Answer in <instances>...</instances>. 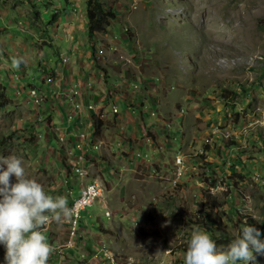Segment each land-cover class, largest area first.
Returning <instances> with one entry per match:
<instances>
[{
	"label": "rangeland",
	"instance_id": "obj_1",
	"mask_svg": "<svg viewBox=\"0 0 264 264\" xmlns=\"http://www.w3.org/2000/svg\"><path fill=\"white\" fill-rule=\"evenodd\" d=\"M37 2L10 0L23 16L30 15L26 19L36 27L44 24ZM85 3L88 27L100 6L116 15L107 28L109 34H97L95 43L104 49L118 47L114 53L120 62L131 59L129 64H139L141 75L134 80L148 76L166 86L164 94L171 105L163 110L158 104L156 118L170 121L163 130L164 140L175 145L179 141L186 149L179 148L174 155L172 190L160 189L155 176L146 178L125 201L104 194L111 218L97 199L81 211V219L97 222V233L114 248L119 264H184L193 230H206L218 248H226L249 218L257 222L254 227L264 241V0ZM39 31L36 42L52 44V35ZM101 47H96L99 53ZM45 121L0 93V156L21 158L26 175L48 192L53 179L42 164ZM146 138L158 143L153 131H147ZM179 146L183 145L172 147ZM177 155L183 156L186 169L174 182ZM5 167L0 165V170ZM154 169L155 175L158 164ZM186 179L196 184L183 192ZM11 180L15 182V177ZM209 193L222 203L218 210L211 206ZM253 255L255 260L248 264H264V255Z\"/></svg>",
	"mask_w": 264,
	"mask_h": 264
},
{
	"label": "crops",
	"instance_id": "obj_2",
	"mask_svg": "<svg viewBox=\"0 0 264 264\" xmlns=\"http://www.w3.org/2000/svg\"><path fill=\"white\" fill-rule=\"evenodd\" d=\"M37 3L40 4L37 9L43 10L44 24L37 23L36 27L26 19L29 14L25 17L10 0H0V93L46 118L42 128L47 134L42 164L45 173L53 179L48 192L65 196L69 206L85 184L93 181L105 189V195L111 193L119 201H125L146 178L157 177L154 180L161 184L159 188L170 190L174 155L179 148L186 149V144L177 141L176 145L183 146L176 148L172 147L176 146L175 141L164 140L163 130L170 121L160 120L152 113L155 110L158 114L160 106L163 110L170 107V98L163 90L166 86L161 83L160 87L156 79L143 74V78L134 80L141 73L139 64H129L127 61L131 59L120 62L116 47L104 49L95 43L97 34L105 37L109 33L98 32L90 37L85 0H38ZM38 30L47 37L52 35V44L44 38L41 40L45 43L36 42ZM96 47L106 53L101 50L99 53ZM14 57L24 58L25 63L18 69L12 67ZM139 80L142 90L133 93L130 84ZM32 88L43 97L40 104L30 95ZM77 104L81 106L78 108ZM90 105H96V110L89 109ZM115 106L118 113L113 112ZM94 117L103 123L98 133ZM81 130L88 131L85 141L94 142L95 146V150L88 146L85 151L89 171L85 182L70 167L80 153L75 149L74 139ZM147 131L155 133L159 144L146 138ZM143 136L142 141L135 142ZM71 148L76 154L69 153ZM156 164L160 171L154 175ZM178 180L175 175L174 182ZM186 180L183 192L196 184ZM96 221L102 223L99 218ZM79 226V235L72 236L68 221H53L49 225L46 232L49 243L62 249L51 255L48 264H116L108 260V255L114 256V248L105 244L104 237L97 233V222L80 219ZM100 244L105 254L101 252L95 257ZM5 252L0 244V264H6ZM59 253H65L64 258L60 259Z\"/></svg>",
	"mask_w": 264,
	"mask_h": 264
},
{
	"label": "clouds",
	"instance_id": "obj_3",
	"mask_svg": "<svg viewBox=\"0 0 264 264\" xmlns=\"http://www.w3.org/2000/svg\"><path fill=\"white\" fill-rule=\"evenodd\" d=\"M25 63L23 57L13 58L12 67ZM0 244H3L6 264H48L57 250L46 235L47 226L55 221L71 219L72 210L65 196H53L37 180L25 173L21 158L0 156ZM15 177V182L11 178ZM241 232L226 248H218L216 241L199 228L191 232L184 256V264H248L253 253L264 255V241L258 228L247 220Z\"/></svg>",
	"mask_w": 264,
	"mask_h": 264
},
{
	"label": "built area",
	"instance_id": "obj_4",
	"mask_svg": "<svg viewBox=\"0 0 264 264\" xmlns=\"http://www.w3.org/2000/svg\"><path fill=\"white\" fill-rule=\"evenodd\" d=\"M162 83L161 80H159L158 85L160 86ZM130 87L133 91V93L135 92H139L142 90V81L139 80V82H132L130 84ZM74 93H78V90H75ZM30 95L32 96V98L34 99L36 104H40L43 100V97L39 94L38 90L36 88H32L31 89V93ZM81 106V104H77V107L79 108ZM93 106V110H96V105H92ZM113 112L114 113H118L119 109L117 106H115L113 108ZM153 115H156L155 110L152 112ZM166 124L170 127V122H166ZM85 133H88V131H78L77 133H75V139H74V144H75V149H79L80 153L78 154V156L82 157V164H71L70 167L71 169L74 171V173L77 176H83V182H85V177L88 175L89 171L88 168H86V149L88 148V146H91L92 149L95 150V146H94V142L91 141H85ZM94 136V133H92V138ZM69 153L71 154H76L73 151V148H71V150H69ZM176 173L175 175L180 179L181 178V158L176 157ZM104 191L105 189H100L99 187H97L94 184H91V191H89L88 194H81L79 192L77 198V205H71L68 206L72 211H82L86 209V204H94L95 201L97 199L100 200L101 202V207L102 209H105V215L109 216L110 218L112 217V213L110 210H108V205L106 204V202H103V196H104ZM52 223V222H51ZM50 223V224H51ZM49 224V225H50ZM49 225L47 226V228L49 227ZM99 250L95 253V257H99V254L101 252H103L105 254V249L102 248V245H99ZM65 253H59V257L64 258ZM108 261V260H107ZM113 264V263H112Z\"/></svg>",
	"mask_w": 264,
	"mask_h": 264
},
{
	"label": "trees",
	"instance_id": "obj_5",
	"mask_svg": "<svg viewBox=\"0 0 264 264\" xmlns=\"http://www.w3.org/2000/svg\"><path fill=\"white\" fill-rule=\"evenodd\" d=\"M116 15L106 10L105 8L101 7L96 11L94 16L90 18V24H89V35L91 37L94 36L95 33L101 32L106 33L108 26L111 24V20H115ZM103 125V123L96 117H94V127L96 132L98 133L100 131V127ZM225 179V178H224ZM232 177L226 178V180H231ZM208 199L211 203V206L214 207V210H218L220 206H222V203L219 202V198L215 195L208 194ZM249 225L256 226L255 223H257L252 218H249L248 222Z\"/></svg>",
	"mask_w": 264,
	"mask_h": 264
},
{
	"label": "bare ground",
	"instance_id": "obj_6",
	"mask_svg": "<svg viewBox=\"0 0 264 264\" xmlns=\"http://www.w3.org/2000/svg\"><path fill=\"white\" fill-rule=\"evenodd\" d=\"M208 15H211L209 11H208ZM210 20L212 21V23L216 24L214 17L210 16ZM30 93H31V89H30ZM89 109L93 110V106L90 105ZM86 135L87 134L85 133V138H86ZM96 148H98V145H96ZM177 157L181 158V176H182L184 174V170L186 169L185 161H184L183 157H180V156H177ZM72 163L73 164H82V157L77 156ZM91 184H94L97 187H99L100 189H103L102 186L97 181H93V182H89V183L85 184L84 188L81 191V194H88L89 191H91ZM71 205H77V198H75L69 206H71ZM92 205L93 204H86V208L89 206H92ZM80 219H81V212L80 211H72L71 219L68 220V223L70 226V233L72 236L76 235L78 230H79ZM108 260L111 262H116V264H119V263H117V261L113 255H108Z\"/></svg>",
	"mask_w": 264,
	"mask_h": 264
}]
</instances>
